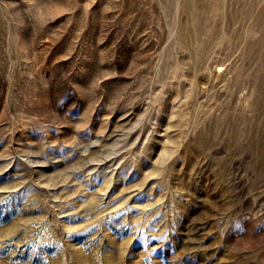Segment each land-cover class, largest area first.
I'll return each mask as SVG.
<instances>
[{"label": "rangeland", "instance_id": "1", "mask_svg": "<svg viewBox=\"0 0 264 264\" xmlns=\"http://www.w3.org/2000/svg\"><path fill=\"white\" fill-rule=\"evenodd\" d=\"M221 3L0 0V264H264V0Z\"/></svg>", "mask_w": 264, "mask_h": 264}, {"label": "bare ground", "instance_id": "2", "mask_svg": "<svg viewBox=\"0 0 264 264\" xmlns=\"http://www.w3.org/2000/svg\"><path fill=\"white\" fill-rule=\"evenodd\" d=\"M197 1H199V0H184V5H185V7L189 10V12H190V15H191V17H192V19L194 20V21H196V18H198V10H199V7H196V2ZM211 1V3H212V8L214 9V10H219L220 8H221V6H220V4H222L221 2L223 1V0H210ZM196 8H198V10L196 11ZM262 16H260L259 18H258V21H261L262 20V18H261ZM207 31L208 33H210V35H211V33H212V29H210L209 27H208V25H207V23H206V21H202V22H200V26L199 27H197V28H195V32L196 33H199V32H202V31ZM206 32V33H207Z\"/></svg>", "mask_w": 264, "mask_h": 264}]
</instances>
